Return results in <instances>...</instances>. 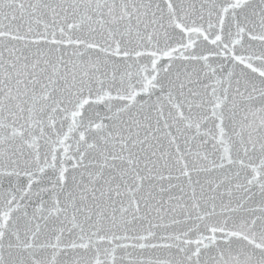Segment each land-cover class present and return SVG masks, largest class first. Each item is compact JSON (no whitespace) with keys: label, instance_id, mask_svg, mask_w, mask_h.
<instances>
[{"label":"snow or ice","instance_id":"1","mask_svg":"<svg viewBox=\"0 0 264 264\" xmlns=\"http://www.w3.org/2000/svg\"><path fill=\"white\" fill-rule=\"evenodd\" d=\"M0 264H264V0H0Z\"/></svg>","mask_w":264,"mask_h":264}]
</instances>
